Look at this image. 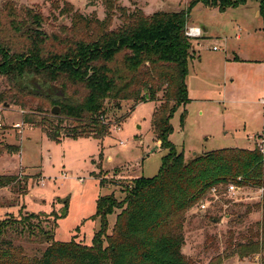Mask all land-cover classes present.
Returning <instances> with one entry per match:
<instances>
[{
  "label": "rangeland",
  "instance_id": "374dc122",
  "mask_svg": "<svg viewBox=\"0 0 264 264\" xmlns=\"http://www.w3.org/2000/svg\"><path fill=\"white\" fill-rule=\"evenodd\" d=\"M56 1L59 10L53 8ZM192 1L120 0L119 5L151 14L187 12ZM64 2L85 16L105 19L101 0H0V38L23 49L27 34L22 31L38 28L31 24L29 10L41 15L45 36H60L61 29L71 25L70 15L61 14ZM259 13L257 0L223 12L203 4L191 10L188 27H200L204 34L190 39L196 55L189 60L186 78L191 100L188 117L182 126V110L174 115L170 136L186 160L224 148L253 150L257 138L264 136V20ZM12 21L23 29L21 33ZM118 25L116 18L113 28ZM6 89L8 83L0 77V91ZM13 103L0 104V175L16 179L0 189V224H6L0 246L28 260L42 256L50 245L47 239L91 246L100 230V219L91 218L98 200L113 195L122 201L131 179L153 178L161 168L167 151L152 127L158 105L141 103L131 112L133 103L108 108L105 119L111 133L103 140H73L62 134L61 142H55L40 126L34 110L38 101L27 103L26 108ZM53 108H49L51 116ZM25 117L33 122L26 123L30 127L26 125L22 132L11 127L24 123ZM68 125L63 123L64 128ZM240 193L230 198L221 192L214 205L186 214L182 252L191 264H264V251L250 254L240 248L262 232V191L246 188ZM64 202L67 215L59 219ZM116 214L108 217V235Z\"/></svg>",
  "mask_w": 264,
  "mask_h": 264
},
{
  "label": "trees",
  "instance_id": "16d2710c",
  "mask_svg": "<svg viewBox=\"0 0 264 264\" xmlns=\"http://www.w3.org/2000/svg\"><path fill=\"white\" fill-rule=\"evenodd\" d=\"M101 1L106 9L104 20L85 16L64 2L61 14L70 15L71 25L54 39L41 31L39 13L27 12L38 28L22 31L12 21L14 30L27 37L21 50L0 38V77L8 83V89L0 91V104L14 102L26 108L27 103L38 101L34 110L43 132L61 142L62 134L73 140H103L111 133L105 119L108 108L133 103L131 112L141 103L154 102L158 106L152 127L167 154L155 177L130 180L122 201L113 195L98 200L91 218L100 219V230L91 246L47 239L50 245L32 260L0 246V264H191L182 252L186 214L200 208L214 188L224 192L229 184H236L264 189V154L257 148H224L186 160L170 141L174 115L182 110L184 126L191 102L186 85L189 60L196 55L186 35L191 10L203 4L223 12L247 6L250 0H193L187 12L151 14L137 8L131 11L120 6V0ZM257 1L264 20V0ZM53 8L59 10L60 3L53 2ZM116 18L120 25L113 28ZM53 107L60 108L58 116L50 115ZM65 122L69 125L64 128ZM24 123L33 122L25 117ZM15 180L0 175V189ZM262 199V232L240 246L242 252L264 251V193ZM64 204L59 219L67 215ZM116 212L108 235V217ZM5 225L0 224V235L5 234Z\"/></svg>",
  "mask_w": 264,
  "mask_h": 264
},
{
  "label": "built area",
  "instance_id": "2783aa9c",
  "mask_svg": "<svg viewBox=\"0 0 264 264\" xmlns=\"http://www.w3.org/2000/svg\"><path fill=\"white\" fill-rule=\"evenodd\" d=\"M204 34V31L200 28V27H196V26H190L187 28L186 31V35L189 39H198L201 38ZM214 50H216V48L214 47ZM30 127L29 124L26 123H17V124H13L11 127L13 129H18L20 130V132H22L24 130L25 126ZM2 124L0 123V128H2ZM117 126V125H114ZM117 130H120V127H116ZM123 144V142H121ZM256 148L264 154V136H259L256 140ZM252 189L249 187H245V186H238L236 184H229L225 193L231 198V197H237L239 196L241 193V191H243L244 189ZM260 191H262V194L264 193V189H258ZM222 191H220L219 188H214L212 189L210 195V198L201 202L200 204V209H202L203 211L206 210L209 205H214L216 203V200L219 198L220 193Z\"/></svg>",
  "mask_w": 264,
  "mask_h": 264
},
{
  "label": "water",
  "instance_id": "95a60500",
  "mask_svg": "<svg viewBox=\"0 0 264 264\" xmlns=\"http://www.w3.org/2000/svg\"><path fill=\"white\" fill-rule=\"evenodd\" d=\"M5 106L8 107L9 105L8 104H5ZM60 112H61V110H60L59 107H54L52 109V111H51V113H52L53 116H58L60 114ZM157 149H158V147L156 146L155 149H154V151L157 150Z\"/></svg>",
  "mask_w": 264,
  "mask_h": 264
},
{
  "label": "crops",
  "instance_id": "0c3cea01",
  "mask_svg": "<svg viewBox=\"0 0 264 264\" xmlns=\"http://www.w3.org/2000/svg\"><path fill=\"white\" fill-rule=\"evenodd\" d=\"M259 16H260V13L258 14ZM206 31V30H205ZM240 60H242V59H240ZM187 108V107H186ZM255 145H256V142H255ZM249 150H252V149H249Z\"/></svg>",
  "mask_w": 264,
  "mask_h": 264
}]
</instances>
